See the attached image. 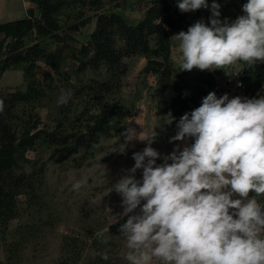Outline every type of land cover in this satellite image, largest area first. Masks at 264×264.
<instances>
[{
    "label": "rangeland",
    "instance_id": "obj_1",
    "mask_svg": "<svg viewBox=\"0 0 264 264\" xmlns=\"http://www.w3.org/2000/svg\"><path fill=\"white\" fill-rule=\"evenodd\" d=\"M25 1L20 0L22 11H25ZM53 1L62 4L56 15L61 30L57 36L36 38L29 35L25 43L29 47L38 42L49 50L59 46L62 50L61 73H56L44 60H37L34 64L26 60L10 67L0 76V98L12 92H28L31 80L43 89L40 98L15 103L9 117L13 130L19 135L36 121L38 128L46 130L54 129L60 121L65 122L66 126L71 123L84 129L82 125L98 109L92 100L94 92L77 94V90L88 87L91 81L112 82L114 89L108 98L121 101L127 115L117 127L110 129L108 136L100 137L92 153L86 154L79 149L70 156L55 154L54 146L40 140L34 148L18 158L17 174L37 173L33 179L38 197L31 204L25 194L17 197L19 216L9 222L6 239L0 243V264H129L125 259L128 252L126 240L119 231L127 217L120 218L123 212L122 198L112 187L126 174L127 169L134 166L133 153L142 151L146 143L134 140L125 144L121 133L129 128L137 134L155 131L157 137L151 146L161 154L157 164L163 163V157L177 145L182 149L187 142H170L178 131L177 123L170 109L159 106L157 77L144 72L146 57L123 56L116 63L103 62L97 67L88 64L81 68L82 62L78 56L81 57L84 45L89 48L85 59L94 55L96 45L92 36L101 14L120 11L124 14L126 11L132 15L130 21L136 22L142 18L148 6L146 4L151 1L135 0L132 3L131 0H123V8L122 5L114 7L110 0L99 3L94 0ZM5 2L10 7L16 6L18 0ZM31 8L39 15L38 7L33 2L26 11ZM239 8L237 4L236 12ZM227 17L221 12L222 21ZM74 22L82 25L77 31L68 28ZM191 25L193 23L190 21L182 23L180 31L186 32ZM108 33L115 50L121 51L126 47L125 33L119 26H109ZM178 33L171 31L174 74L180 81L184 71L180 72L176 64L180 42L174 35ZM186 82L192 91H195L194 88L198 91L207 88L200 75L196 76V71L187 77ZM69 95H72V104L68 118H64L59 101L61 98L67 99ZM171 118L172 123L168 124L166 121ZM136 178H142V170H137ZM77 181L83 182L78 191L73 189ZM258 199L264 204V197ZM104 229H108L107 243L96 235ZM105 254L109 257L107 260L102 259ZM153 264L161 262L153 261Z\"/></svg>",
    "mask_w": 264,
    "mask_h": 264
},
{
    "label": "clouds",
    "instance_id": "obj_2",
    "mask_svg": "<svg viewBox=\"0 0 264 264\" xmlns=\"http://www.w3.org/2000/svg\"><path fill=\"white\" fill-rule=\"evenodd\" d=\"M177 6L182 13L209 9L208 0H178ZM210 11L208 24L200 20L174 35L180 72L219 69L239 75L229 70L264 64V0H247L244 14L232 22L220 19L216 0ZM176 127L170 142H193L182 149L177 145L161 164V154L151 146L155 131L121 133L125 144L146 143L112 187L122 198L120 218L127 217L119 229L128 249L125 259L129 264H264V204L258 199L264 197V96L218 98L209 92ZM137 170H142L139 180ZM82 184L77 181L73 189ZM107 231L96 233L103 243Z\"/></svg>",
    "mask_w": 264,
    "mask_h": 264
},
{
    "label": "trees",
    "instance_id": "obj_3",
    "mask_svg": "<svg viewBox=\"0 0 264 264\" xmlns=\"http://www.w3.org/2000/svg\"><path fill=\"white\" fill-rule=\"evenodd\" d=\"M39 10L35 14L33 8L28 10L26 18L13 21L0 22V76L10 67H15L28 60L34 64L37 60H44L56 73H61L62 50L58 46L54 50L42 47L36 42L26 46L25 39L29 35L38 37L57 36L61 30L56 15L61 10L62 4L53 0H31ZM99 3L101 0H94ZM114 7L120 6L121 0H110ZM212 3V0H208ZM222 8L221 0H216ZM178 2L173 6L169 0L154 2L145 12L144 18L136 25L129 24L122 14L112 12L101 14L97 20V27L92 38L95 41V53L88 60L89 48L82 47L81 68L91 64L97 67L100 63H116L123 56L142 55L146 57L147 64L144 68L146 74L157 77V92L159 93V106L170 109L175 123L186 112L190 113L198 108L204 97L209 92H215L217 97L223 96L225 90L217 87L214 76L208 71H201L200 78L204 80L207 88L192 91L186 84L179 81L174 74L171 65L172 36L171 31L180 32L182 23L189 22L185 13H182ZM85 24V22H83ZM111 25L119 26L125 33L126 47L123 50H115L110 44L108 28ZM82 25L72 23L69 29L77 31ZM253 90L247 94V98L254 95L259 97L264 85V64H257L254 68ZM114 89L109 81H91L88 87H80L77 94H89L94 92L92 100L98 109L91 114L85 125L67 126L60 121L52 130L38 128V121L28 129L17 134L9 121L10 114L15 103L21 100L40 98L43 89L35 81L31 80L28 92H12L7 97L0 98L3 101V111L0 112V243L6 239L9 222L19 216L17 197L25 194L28 203L37 199V191L34 174H17L15 169L18 158L35 147L37 141H43L55 147V154L70 156L79 149L86 154L92 153L99 144L101 136H108L110 129L117 127L127 115V111L121 101L109 99L108 95ZM66 103L59 105L64 118H68L72 95L66 99ZM36 130V131H33ZM193 141L187 140L190 145Z\"/></svg>",
    "mask_w": 264,
    "mask_h": 264
},
{
    "label": "crops",
    "instance_id": "obj_4",
    "mask_svg": "<svg viewBox=\"0 0 264 264\" xmlns=\"http://www.w3.org/2000/svg\"><path fill=\"white\" fill-rule=\"evenodd\" d=\"M121 1H122V4L120 3V5H122V8H123V0H121ZM131 1H132V3L135 2V0H131ZM149 1H151V3L148 2L146 4V5H148L146 7V10L154 2H158L159 0H149ZM169 1H170V3L173 6L178 2V0H169ZM31 2H32L31 0L25 1V7H24L25 11H22L20 0H18V3L16 4V6L14 4L13 6H10V7L5 2V0H1L0 1V22L13 21V20H17V19L26 18L28 16V11H26L27 10L26 8L29 6V4ZM246 2H247V0H221V3H222L223 6L220 9V11L225 13L228 16L226 19L229 22H232L238 16L244 14L242 12V6ZM13 3H10V4H13ZM208 3H209V9L201 8V9L193 11V12L185 13L186 16L188 17L190 23L194 24V23H196L197 21H200V20H203L206 24H208L210 22L209 18L211 17V11H210L211 2L208 1ZM237 4L240 5V8H239L238 12H236V5ZM146 10H145V12H146ZM118 13L122 14V16L125 18V20L131 25H136L145 16V13H144L142 18H140L136 22H131L130 21V18L132 17L131 14H128L126 11H124V14L121 11L118 12ZM173 48H174V45L172 43V53H173ZM172 53H171V65H172V68H173V71H174ZM195 71H196V76L198 77L200 75L201 71L198 70V69H193L192 70V72L194 74H195ZM237 71L241 72L239 74V76L244 81V87L243 88L232 87L231 90H229V88H228V78L230 77V75H226L223 70H219V69L215 70V71H208V72H210L214 76L218 88L230 92L229 98H233L235 96L246 97L247 94L250 93L253 90V86H254V69L253 68L249 69L247 67L240 68V69H233V70H229V74H232L233 72H237ZM192 72L189 73V71H184L183 75L180 76V82L186 84L189 88H190V84H188V82H186V80H187V77H189V75L192 74ZM194 89H195V91L197 90V88H194ZM261 96H264V85L262 87V90H261V93H260L259 97H257V95H254L252 98H260ZM186 142H187V140H186Z\"/></svg>",
    "mask_w": 264,
    "mask_h": 264
},
{
    "label": "built area",
    "instance_id": "obj_5",
    "mask_svg": "<svg viewBox=\"0 0 264 264\" xmlns=\"http://www.w3.org/2000/svg\"><path fill=\"white\" fill-rule=\"evenodd\" d=\"M238 84H242V86H238ZM232 87H235V88H243L244 87V81L239 75H230V77L228 78L229 90H231ZM225 93L230 95V92H228V91H225Z\"/></svg>",
    "mask_w": 264,
    "mask_h": 264
}]
</instances>
